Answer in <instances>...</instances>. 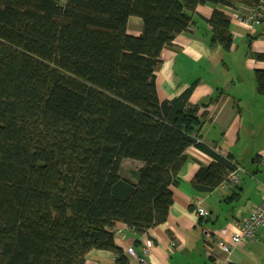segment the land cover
Here are the masks:
<instances>
[{"label": "trees", "instance_id": "trees-1", "mask_svg": "<svg viewBox=\"0 0 264 264\" xmlns=\"http://www.w3.org/2000/svg\"><path fill=\"white\" fill-rule=\"evenodd\" d=\"M206 3L233 4L0 0V264H85L93 249L128 264L116 224L144 234L167 221L190 146L215 159L193 178L198 191L236 168L232 154L202 140L207 115L189 101L195 84L167 100L156 86L164 47ZM132 16L143 21L140 35L127 31ZM231 21L213 11L212 47L232 49ZM251 55L264 61V51ZM255 78L264 96V68ZM125 159L143 162L136 180L121 175Z\"/></svg>", "mask_w": 264, "mask_h": 264}, {"label": "crops", "instance_id": "crops-1", "mask_svg": "<svg viewBox=\"0 0 264 264\" xmlns=\"http://www.w3.org/2000/svg\"><path fill=\"white\" fill-rule=\"evenodd\" d=\"M232 2V5H199L190 29L164 47L155 76L160 100L172 99L195 84L189 101L199 106V115H207L202 140L220 154H232L233 161L242 168L239 181L235 184L224 181L210 192L196 190L191 182L197 171L215 159L200 148L190 146L178 183L172 185L174 200L167 221L144 234L123 222L116 224L115 240L124 249L128 264H139L138 256L148 238L154 241V246L147 264H264V226L254 240L235 246L230 254L217 244L220 240H229L238 223L250 215L264 195V172L253 164L262 163L260 156L264 153V147L255 146L264 133V96L254 93L253 85L244 83L245 70H233L232 64L225 61L227 56L233 60L231 50L236 55L240 50L236 43L242 40H250L253 51H264V21L252 27L240 23L238 18L248 12V7L239 0ZM215 9L232 16L230 53L220 45H210L212 29L208 19ZM142 30V19L130 17L128 33L137 36ZM242 64L254 73L256 68H264V61L252 55H246ZM203 103L209 105L204 107ZM234 192L240 193L238 199L225 201ZM197 199L202 201L208 215L202 217L197 213L194 203ZM171 243L175 247L170 251ZM115 263L116 256L110 250L93 249L86 255L85 264Z\"/></svg>", "mask_w": 264, "mask_h": 264}, {"label": "built area", "instance_id": "built-area-1", "mask_svg": "<svg viewBox=\"0 0 264 264\" xmlns=\"http://www.w3.org/2000/svg\"><path fill=\"white\" fill-rule=\"evenodd\" d=\"M263 18L264 4H260L258 6L249 7L248 12L239 16L238 21L248 27H252L255 24H259ZM260 157L261 162L264 164V153ZM241 171L242 168L236 165V168L228 173L225 181L229 182L230 184L237 183L239 181V172ZM201 202L202 201L200 199H197L194 202L197 213L200 216H206L209 212L204 206H202ZM262 226H264V195L262 201L252 209L250 215L244 221L238 223L235 231L230 235L229 240H220L217 244L222 251L230 254L235 246L244 244L250 240H254L257 236V231ZM131 229L134 230V227ZM153 246L154 241L152 239L148 238L145 240L141 249L142 252L138 256L139 264L148 263V257L151 254ZM174 247L175 243H171L170 251L174 249ZM129 251L133 252L132 249Z\"/></svg>", "mask_w": 264, "mask_h": 264}, {"label": "rangeland", "instance_id": "rangeland-1", "mask_svg": "<svg viewBox=\"0 0 264 264\" xmlns=\"http://www.w3.org/2000/svg\"><path fill=\"white\" fill-rule=\"evenodd\" d=\"M237 45L240 46V50L236 53V55H235L236 51H234V49L231 50L232 52H234L233 60L230 58V56H227L225 58V61L227 63H229L230 65L232 64L233 70H245L243 72L244 83H247L248 85H253L256 88V90H254V93L259 94L257 91V87H256L255 73L253 71H249V70H253V69H249V68L245 67V65L242 64L245 60L246 55L247 56L251 55V53L253 51L251 48V41L250 40H242V41L236 43V46ZM231 51H229V53ZM226 54H228V52H226ZM242 57H244V60L241 59ZM239 63H240V65H239ZM251 91L253 92V90H251ZM261 98H263V97H261ZM262 125L264 128V122L262 123ZM251 143H255V141H253ZM256 143H257V145H255L256 147H259V146L264 147L263 146L264 145V133H263V135H261L258 138ZM250 160H252V157L250 158ZM253 164L255 166H258L260 168V170L262 172H264V165L262 163L255 162ZM142 165H143L142 161H138V160H134V159H125V160H123V162L121 164L120 173L122 176H124L126 178L135 180L136 179V173Z\"/></svg>", "mask_w": 264, "mask_h": 264}]
</instances>
